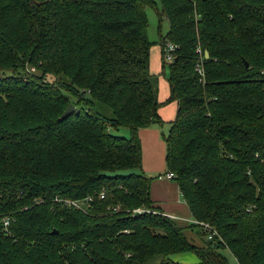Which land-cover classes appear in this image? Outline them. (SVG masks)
<instances>
[{
	"label": "trees",
	"instance_id": "1",
	"mask_svg": "<svg viewBox=\"0 0 264 264\" xmlns=\"http://www.w3.org/2000/svg\"><path fill=\"white\" fill-rule=\"evenodd\" d=\"M158 2L177 105L166 172L188 225L210 238L198 246L148 211L159 210L139 130L161 123L146 34L155 1L0 0V264H185L169 255L188 251L228 264L223 248L264 264V0ZM70 103L78 111L60 119ZM56 196L92 201L82 212Z\"/></svg>",
	"mask_w": 264,
	"mask_h": 264
},
{
	"label": "rangeland",
	"instance_id": "2",
	"mask_svg": "<svg viewBox=\"0 0 264 264\" xmlns=\"http://www.w3.org/2000/svg\"><path fill=\"white\" fill-rule=\"evenodd\" d=\"M155 3L153 6H147L145 8V13L147 17V28L146 34L148 40L151 42L150 51H149V72L153 77H156L158 80V100L160 102V107L158 109L159 117L161 123H157L159 129L162 131L160 134L161 138H164V135L168 133L171 125V121L175 118L176 108L174 101H168L169 97V89L167 78L169 75V62L171 61L169 51H164V57L162 58L161 52V38L165 36L168 30V22L165 18L159 20L158 11L161 10L160 3L158 0H154ZM171 57V56H170ZM33 71L34 69H30ZM70 99L73 101L74 97L70 95ZM112 131L123 135L128 136V129L124 127H120L118 130L112 128ZM142 147V146H141ZM142 149V148H141ZM166 150V146H165ZM144 157L147 160L148 164H153L156 161V155L153 152V149L150 145L145 146V150L142 149V161L144 162ZM164 161V169L162 171H158L159 173H147L146 175L151 178V185L153 182H157V175L165 173L166 169V161H165V153L163 157ZM173 180V179H172ZM164 180V181H172ZM151 189V186H150ZM184 230L189 235V239L193 241L194 244H198V246H202L204 240H207V236L203 238L197 237L195 235V230L190 228L189 225H185ZM219 251L227 258L228 264H235V259L233 255L230 253L228 249H219ZM169 258L173 261H177L185 264H198L199 258L194 252H182V253H174L169 255ZM163 257H155L150 263L147 264H156L160 262Z\"/></svg>",
	"mask_w": 264,
	"mask_h": 264
},
{
	"label": "crops",
	"instance_id": "3",
	"mask_svg": "<svg viewBox=\"0 0 264 264\" xmlns=\"http://www.w3.org/2000/svg\"><path fill=\"white\" fill-rule=\"evenodd\" d=\"M174 105L177 109L176 102ZM161 133L162 131L159 129L157 123H153L139 130L141 148L145 150V146L148 144L151 146L156 155V161L152 165L148 164L144 157V162L142 161V169L145 174H156L159 173L158 171H162L164 169L163 157L166 150L165 140L164 138H161ZM164 180L170 179H158L157 182H153L152 185H150V199L152 203L158 207L160 212L175 216L178 225L185 227V225L191 223L192 220L187 205L182 198L177 183L172 179V181ZM184 234L187 237L189 236L185 230Z\"/></svg>",
	"mask_w": 264,
	"mask_h": 264
},
{
	"label": "built area",
	"instance_id": "4",
	"mask_svg": "<svg viewBox=\"0 0 264 264\" xmlns=\"http://www.w3.org/2000/svg\"><path fill=\"white\" fill-rule=\"evenodd\" d=\"M173 49V44L170 42H166L165 44V50H172ZM170 56H167V58H170L172 60V55L169 52ZM200 72V70H198ZM158 179H172L173 178V173L171 172H165L162 174H158L157 175ZM104 197V192H100V198ZM55 202H59L61 204H63L64 206H71L75 209H78L82 212H86L88 210V208L91 205V201H92V197L91 196H86L84 198H80V199H72V198H67V197H62V196H56L54 198ZM36 203H39V200L36 201ZM118 207H114L113 210H117ZM144 210L141 208H137L134 209L133 212H143ZM149 212H153V213H160L164 216H167L169 218L172 219H176L175 216L171 215V214H165L163 212L157 211V210H148ZM12 222V218L10 216H5L2 218V225L5 229H7V227L10 225V223ZM191 222H194L193 220H191ZM206 226V225H205ZM210 238V235L207 236V239Z\"/></svg>",
	"mask_w": 264,
	"mask_h": 264
},
{
	"label": "water",
	"instance_id": "5",
	"mask_svg": "<svg viewBox=\"0 0 264 264\" xmlns=\"http://www.w3.org/2000/svg\"><path fill=\"white\" fill-rule=\"evenodd\" d=\"M204 54H205L206 57L208 56L207 52H205ZM246 66H247V64H246ZM77 111H78V108L74 104L70 103L68 105V107L64 110V112L61 114L60 119H62V120L66 119L69 115H71V114H73L74 112H77Z\"/></svg>",
	"mask_w": 264,
	"mask_h": 264
}]
</instances>
